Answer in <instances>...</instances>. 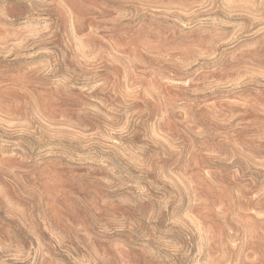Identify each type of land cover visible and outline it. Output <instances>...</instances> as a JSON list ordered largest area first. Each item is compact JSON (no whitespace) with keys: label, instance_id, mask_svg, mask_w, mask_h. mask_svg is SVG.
I'll use <instances>...</instances> for the list:
<instances>
[{"label":"rangeland","instance_id":"rangeland-1","mask_svg":"<svg viewBox=\"0 0 264 264\" xmlns=\"http://www.w3.org/2000/svg\"><path fill=\"white\" fill-rule=\"evenodd\" d=\"M0 264H264V0H0Z\"/></svg>","mask_w":264,"mask_h":264}]
</instances>
